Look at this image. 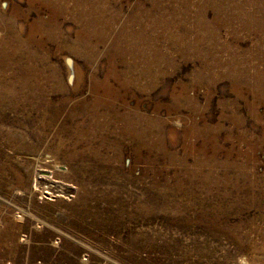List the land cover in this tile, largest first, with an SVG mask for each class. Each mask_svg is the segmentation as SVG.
I'll return each mask as SVG.
<instances>
[{
	"label": "rangeland",
	"instance_id": "obj_1",
	"mask_svg": "<svg viewBox=\"0 0 264 264\" xmlns=\"http://www.w3.org/2000/svg\"><path fill=\"white\" fill-rule=\"evenodd\" d=\"M0 264H264V0H0Z\"/></svg>",
	"mask_w": 264,
	"mask_h": 264
}]
</instances>
